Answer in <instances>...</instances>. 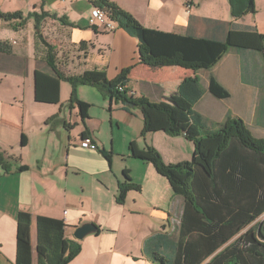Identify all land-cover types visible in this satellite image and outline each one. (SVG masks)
<instances>
[{"label":"crops","instance_id":"crops-1","mask_svg":"<svg viewBox=\"0 0 264 264\" xmlns=\"http://www.w3.org/2000/svg\"><path fill=\"white\" fill-rule=\"evenodd\" d=\"M110 1L131 13L144 27L167 33L203 37L215 29L205 23V19H211L229 20L226 23L235 22L241 27H257L264 34V0H256L257 11L262 13L260 20L251 15L238 20L227 19L230 5L227 12L224 7L215 5L207 13L211 0H199L200 7L206 6L201 13L196 10L197 0ZM42 9L59 17L66 16L78 26L61 25L64 43L52 44L56 66L64 74L76 76L90 70H105L108 79L114 80L122 70L133 67L127 84L133 97H146L152 102H165L184 110L191 108L210 125L222 124L229 116L240 118L254 135H264V109L258 114L259 106L264 104V87H257L258 81L264 78L263 54L246 53L250 68L244 70V77L247 79L248 75L251 83L243 79L241 56L235 50L209 70L193 71L177 66L150 68L139 62L136 38L122 29L107 32L103 26H98L97 31L93 30L89 20L94 7L88 0H0L1 11H20L24 17ZM18 23L0 22V43L6 44L0 47V78L3 74L16 73L23 86V91L14 99V106L18 108L14 114L6 111L4 99H0V153L9 158L11 165L9 172L0 167V264L16 262V219L20 212L30 214L32 219V264H37V218L40 216L63 221L66 238L75 241L74 232L83 223L90 222L98 227L96 234L78 241L81 252L69 264H153L144 254V246L159 234H173V223L178 224L181 219L185 200L175 195L168 180L159 175L151 163L131 158L127 146L133 141L140 148L154 146L169 163L181 162L188 152L194 153V149L191 144L182 142L188 141L184 136L171 137L163 132L151 133L142 142L138 122L131 127V118L120 117L115 122L119 131L126 126L123 139L127 149L124 151L120 147L117 151L113 119L110 131L113 145H109L103 133L106 120L101 115L89 110V118L83 122L77 107L66 106L72 91L67 82L61 83L60 104L37 103L34 73L38 61L44 60V54L37 53L35 48L33 19L24 26ZM28 29L32 37L26 45L14 47L7 41L9 37H23ZM224 35L221 32L220 37ZM41 68L52 73L44 63ZM195 77L200 81L203 96L191 105L180 96L179 87L185 79ZM212 78L229 91L228 99H217L210 93ZM86 87L78 88L81 101L91 107L104 108L109 102L114 108L109 98L100 93L99 99ZM10 105L12 107L11 101ZM122 109L130 115L131 110ZM22 136L26 138L25 146L21 145ZM86 136L97 142L98 150L80 146L81 139ZM177 144L181 145L182 152L178 149L167 155L161 149L164 145ZM21 166L27 169L18 171ZM124 170L129 171L132 183L141 190L129 191L125 203L119 204L117 196L121 183L125 182Z\"/></svg>","mask_w":264,"mask_h":264},{"label":"trees","instance_id":"trees-1","mask_svg":"<svg viewBox=\"0 0 264 264\" xmlns=\"http://www.w3.org/2000/svg\"><path fill=\"white\" fill-rule=\"evenodd\" d=\"M94 8L103 10L117 29L124 30L138 40L139 62L150 68L177 66L193 71L215 67L231 50L241 56L244 70L250 68L247 52L264 56V34L257 27H241L235 22H219L205 19L214 31L203 37L179 35L144 27L131 13L110 0H88ZM202 1V0H200ZM233 20L257 13L256 0H228ZM34 21L35 48L44 54L34 73L35 101L42 104H60L61 83L71 86L68 108L77 107L82 121L89 118L91 105L81 101L78 88L97 89L111 103H122L126 110L139 108L143 116L141 137L163 132L171 137L184 136L194 145L191 161L175 165L166 164L152 146L140 148L136 141L129 144V156L151 163L157 173L166 178L175 195L182 196L185 207L174 227V234H159L146 242L143 252L153 264H264V138L256 137L246 123L229 116L222 124L210 125L193 109H181L169 103H155L146 97L129 95L127 86L133 67L122 70L114 80H109L105 70H90L81 75L69 76L56 66L55 47L42 33V24L51 19L61 25L78 28L66 16L55 13L3 12L0 20L7 23L19 21L24 26ZM16 24L13 25V28ZM94 31L97 26H91ZM225 30V31H224ZM224 32V37L221 36ZM84 45L81 44V46ZM6 46L5 43H0ZM2 51V50H0ZM42 63L52 73L44 71ZM257 87H264L263 80ZM122 87V90H120ZM210 93L217 99H228L227 91L214 78L210 81ZM179 93L191 105L203 96L197 77L185 79ZM264 104L259 106L262 113ZM53 119V118H52ZM50 121V120H49ZM21 145H26L22 136ZM105 157H110L103 152ZM9 158L0 153V167L11 170ZM27 167L21 166L18 171ZM125 182L121 183L117 202L124 204L127 193L140 191L132 183L128 170H124ZM17 259L15 264H32L31 215H17ZM66 224L57 219L37 218V264H69L81 252L78 241L67 239Z\"/></svg>","mask_w":264,"mask_h":264},{"label":"rangeland","instance_id":"rangeland-1","mask_svg":"<svg viewBox=\"0 0 264 264\" xmlns=\"http://www.w3.org/2000/svg\"><path fill=\"white\" fill-rule=\"evenodd\" d=\"M197 1H198V3H197V6H196V10L198 11V13H201L202 11H205L206 6L205 7H200L199 5H201V2L199 0H197ZM210 2L207 5V13L215 5H217L219 7H222V8L224 7L226 9V12H227V10H229V1L228 0H211ZM231 17L232 16H230V11H229V15L227 16V19H231ZM261 17H262V13L260 11H257V13L255 15H251V18H255L256 20H260ZM228 21L229 20H226L224 22H228ZM0 22H3V21L0 20ZM9 27H11V26L9 25ZM41 30H42V33H43L44 37L46 38V40L49 43L57 44V45H62L64 43L63 37H61L62 27H61V24L59 22L53 21L51 19H47V20H45L43 22ZM24 34L25 35L23 37H21V38H10L9 37V38H6V39H7L8 42L12 43V45L14 47H19L20 45H26L27 41H31V37H32L31 30H29V29L26 30L24 32ZM39 52H40V50H39ZM59 61H62V60H59ZM30 72H31L30 73V83H31V80H32V77H33L31 69H30ZM19 77L20 76L18 74H16V73H9V74H3L2 77L0 78L1 79V81H0V99H4L3 100V101H5L4 108L7 109L6 111L11 110V112L13 114H14V112H16V110H18V108L14 106L15 105L14 99L16 98V95L20 91H23V86L20 84ZM68 86H70V85L68 84ZM86 88H87V90H89V92H92V94H97L96 96H98V98L100 99L101 94H100V92L97 89H94L92 87H86ZM30 95H31V88H30ZM70 98H71V95L67 99L68 102H69ZM10 101H11L12 107H11V105H10V107L8 106V103ZM67 104H66V106H67ZM115 104H118L121 110L117 109V106ZM107 105L108 106L106 108L96 105L95 107H91L90 111L93 114H95V115H101L104 118V120H106V128L103 129V133H104V136H105L106 140H108L109 145H111V144L113 145V138L111 137V134H110L111 122H112L111 119H113L114 131H115V134H117V136H116V138L114 140L115 141L114 142V146L116 147L117 151L119 149H121V148H122V150L125 151V149H127V148H126V142H125V140L123 138H124V135L126 134V126L123 125L120 128V131H119L115 120L120 118V117L131 118V120H132L131 121V125H132L131 127H134L136 122H138L140 128L143 130L144 122L142 120L141 110L139 108H131L130 109L131 113H130V115H128L125 111H123L122 108H123L124 105L122 103H115V102L112 103L114 108L110 107V103L109 102L107 103ZM18 106H19V104H18ZM255 136L259 137V138H263L264 137V135H261V134H257ZM121 138H122V140H120ZM140 140L142 142H144V138L141 137ZM182 142L185 143V144H187V143L191 144L192 148L194 149V146H193L192 142H189V141H186V140H184ZM152 147H154V146H152ZM161 149L167 155H170V154L174 153L175 151H178V149H181V152L183 151L181 145H178V144L176 146H172V147H168V146L164 145V146L161 147ZM160 155H161V153H160ZM192 155H193V152L192 153L188 152L187 158L186 159L184 158V160H182L179 163H183V162H186V161H191L192 160ZM181 157H183V156H181ZM184 157H185V155H184ZM165 163L166 164H172V165L178 164L176 162H171V163L165 162ZM262 219H264V216L259 218L256 222H258V221H260ZM174 233L175 232L173 231V234Z\"/></svg>","mask_w":264,"mask_h":264},{"label":"built area","instance_id":"built-area-1","mask_svg":"<svg viewBox=\"0 0 264 264\" xmlns=\"http://www.w3.org/2000/svg\"><path fill=\"white\" fill-rule=\"evenodd\" d=\"M187 7L189 10L191 9L190 4ZM89 23L91 26H103L107 32H113L117 29L116 24L114 22L109 21L107 14L99 8H94ZM120 90H122V87H120ZM129 95L131 94L129 93ZM80 146L84 149L92 151H96L99 149L97 142L93 138L88 136L81 139ZM173 225H176L175 222L173 223Z\"/></svg>","mask_w":264,"mask_h":264},{"label":"water","instance_id":"water-1","mask_svg":"<svg viewBox=\"0 0 264 264\" xmlns=\"http://www.w3.org/2000/svg\"><path fill=\"white\" fill-rule=\"evenodd\" d=\"M133 107V106H132ZM98 227L90 222L83 223L81 226L76 228L74 232V237L77 241H82L86 237L96 234L98 232Z\"/></svg>","mask_w":264,"mask_h":264}]
</instances>
